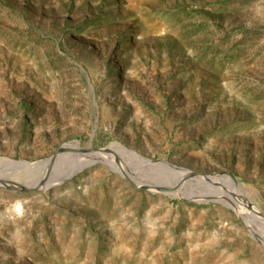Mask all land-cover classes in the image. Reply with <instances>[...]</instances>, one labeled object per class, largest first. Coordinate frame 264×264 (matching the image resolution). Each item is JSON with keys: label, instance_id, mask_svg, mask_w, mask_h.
<instances>
[{"label": "rangeland", "instance_id": "rangeland-1", "mask_svg": "<svg viewBox=\"0 0 264 264\" xmlns=\"http://www.w3.org/2000/svg\"><path fill=\"white\" fill-rule=\"evenodd\" d=\"M66 144L216 175L0 184V264H264V0H0V178Z\"/></svg>", "mask_w": 264, "mask_h": 264}, {"label": "bare ground", "instance_id": "bare-ground-1", "mask_svg": "<svg viewBox=\"0 0 264 264\" xmlns=\"http://www.w3.org/2000/svg\"><path fill=\"white\" fill-rule=\"evenodd\" d=\"M69 145L75 150L78 148L75 144L74 145L69 144ZM106 150H107L106 152L91 151V152L82 153V154L77 151H69V150L59 151L57 156L52 162H49V160H46L41 164L40 168L42 169V171L35 179L30 181L29 183H26L25 185L16 184L13 181H10V182L8 181V183H6V181L0 178V184L1 185L7 184L10 186H17V187L21 186L25 188H34V187L35 188H46L50 186L49 184L61 181L65 177L72 175L80 168L96 160L104 161L108 165H110L113 169H115L116 167L113 164L114 155L118 157L119 156L122 157V159L120 160V164L118 166L120 172H122L123 174H126L128 178L133 180L138 185L147 186V185L154 184L156 186H159L161 191L164 190V191H171V192H182V193L190 194V195L193 194L194 188L191 182L189 184H185V181L182 179L183 176H187V177L193 176V178L196 177L195 179H192V181H195V182L197 181L198 183H203V182H206L207 180L208 181L214 180V177L212 176L213 174L191 175L190 170L188 169L174 166L164 160H151V159L142 157L138 155L137 153H135L134 151L120 144H114V145L107 146ZM124 158L127 160H125ZM116 162H118V160ZM4 164H8L9 166H12V167H18V166H22L25 164H29L31 166L39 165L38 162L25 163L24 161L17 162V161H8V160H5ZM140 169L142 170L145 169L150 174H156L157 176H160V179L158 177L157 180L154 179L155 180L154 182L143 180L142 178L136 175L137 171H139ZM46 170H47L46 178L43 180ZM178 172H183V176L181 173H178ZM164 174H168V176H170V179L163 180L162 176ZM223 178L228 183L231 182L230 175L228 174L223 175ZM233 186L237 187L236 185H233ZM263 244H264V241H263Z\"/></svg>", "mask_w": 264, "mask_h": 264}, {"label": "water", "instance_id": "water-1", "mask_svg": "<svg viewBox=\"0 0 264 264\" xmlns=\"http://www.w3.org/2000/svg\"><path fill=\"white\" fill-rule=\"evenodd\" d=\"M106 148H107V146L100 147V148H91L90 146H87V147H84V148H80V147H78V148L75 150L74 148L70 147L69 144H66V145H62V146H60V147H57V148L55 149L54 153H53L52 155H50L46 160H49V162H52V161L55 159V157L57 156L58 152H59V151H63V150L77 151V152H80V153H83V152H91V151H103V152H106V151H107ZM46 160H45V161H46ZM164 161H165V160H164ZM180 168H182V167H180ZM46 173H47V170H46V172H45V175H44L43 180L46 178ZM119 173L122 174L123 176H125V177L128 179V181H129L133 186H135V187H137V188L146 189V190H150V191H161L159 186H156V185H154V184H152V185H147V186L138 185V184H136L133 180H131L130 178H128V177L126 176V174H123L122 172H119ZM190 174H191V175H208L207 173H204V172H193V171H190ZM213 175H216V174H213ZM70 176H71V175H70ZM70 176L65 177L64 179H62V180L59 181V182H55L54 184L60 183V182H62L63 180L68 179ZM54 184H52V185H54ZM52 185H50V186H52ZM50 186H49V187H50ZM14 187H15L16 189H19V190H37V189H39V188H35V187H34V188H25V187H21V186H20V187L14 186Z\"/></svg>", "mask_w": 264, "mask_h": 264}]
</instances>
